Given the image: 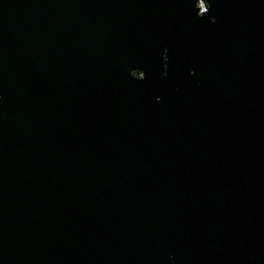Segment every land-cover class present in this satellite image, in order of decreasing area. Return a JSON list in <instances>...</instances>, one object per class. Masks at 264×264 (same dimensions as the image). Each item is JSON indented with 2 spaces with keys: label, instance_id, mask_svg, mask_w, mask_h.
Masks as SVG:
<instances>
[{
  "label": "water",
  "instance_id": "95a60500",
  "mask_svg": "<svg viewBox=\"0 0 264 264\" xmlns=\"http://www.w3.org/2000/svg\"><path fill=\"white\" fill-rule=\"evenodd\" d=\"M0 264H264V0H0Z\"/></svg>",
  "mask_w": 264,
  "mask_h": 264
}]
</instances>
